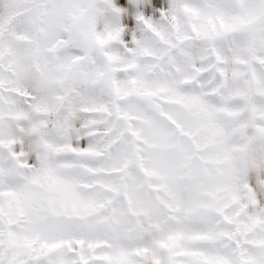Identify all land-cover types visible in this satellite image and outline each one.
<instances>
[{"label": "snow or ice", "instance_id": "1", "mask_svg": "<svg viewBox=\"0 0 264 264\" xmlns=\"http://www.w3.org/2000/svg\"><path fill=\"white\" fill-rule=\"evenodd\" d=\"M0 264H264V0H0Z\"/></svg>", "mask_w": 264, "mask_h": 264}, {"label": "rangeland", "instance_id": "2", "mask_svg": "<svg viewBox=\"0 0 264 264\" xmlns=\"http://www.w3.org/2000/svg\"><path fill=\"white\" fill-rule=\"evenodd\" d=\"M114 2L117 4V5H121L124 3V0H114ZM166 3H167V0H165V6H166ZM145 15H148L149 13L147 11H145L144 13ZM159 15V13H157V16ZM155 18V17H154ZM122 39H129V37L127 36H122Z\"/></svg>", "mask_w": 264, "mask_h": 264}]
</instances>
